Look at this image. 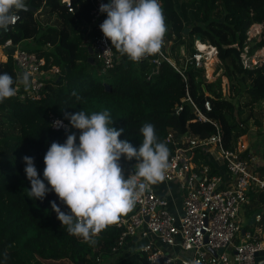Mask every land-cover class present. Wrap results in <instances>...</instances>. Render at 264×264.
Returning <instances> with one entry per match:
<instances>
[{"label":"trees","instance_id":"1","mask_svg":"<svg viewBox=\"0 0 264 264\" xmlns=\"http://www.w3.org/2000/svg\"><path fill=\"white\" fill-rule=\"evenodd\" d=\"M25 2L37 9L44 4L48 21L56 16L57 22L42 29L35 13L17 12L16 23L8 31L0 30V50L7 40L13 43L6 49V60L0 61V74L18 78L12 57L15 45L43 57L45 68L57 65L60 72L43 78L40 98L20 99L15 95L0 103V264H99L101 256L122 250L117 242L123 228L117 224L109 226L96 237L95 245L69 235L50 202L55 200L63 211L69 209L54 191L42 201L28 197L31 183L24 171L23 157L35 158L43 179L44 157L52 142L63 144L67 135L74 132L79 143L81 132L74 127L68 131L52 129L50 114L70 124L65 113L81 110L89 115L110 111L113 126L124 129L120 139H127L137 149L143 142L140 128L145 123L153 124L159 142L170 150L169 157L174 152L165 140L169 130L177 135L187 132L206 137L217 132L218 125L226 147L236 146L251 125L262 129L264 124V64L247 68L241 60L245 46L250 53L264 47V31L259 40H247L251 25L264 21V0H160L168 26L161 49L167 52L166 45L172 41V48L184 46L191 56L193 42L200 36L202 43L218 50L220 72L213 80L205 78L204 66L189 63L178 70L167 60L148 80L151 59L157 54L134 62L114 46L120 56L115 67L103 75H93V67H103L95 52L93 61L89 60L92 44L88 39L94 31L89 30L87 22L92 1L73 0L71 12L60 0ZM25 41L31 45H24ZM18 92H26V88L22 85ZM188 96L210 121L197 116ZM205 100L210 101L209 111L204 107ZM177 104L183 105L182 111L176 112ZM135 161L133 158L129 165ZM206 162L217 173L214 164L208 159ZM120 164L124 172L128 163L121 157ZM258 169L264 176V165ZM45 183L48 184L46 180ZM249 194L247 216L260 211L263 200L260 192ZM139 258L121 264H139Z\"/></svg>","mask_w":264,"mask_h":264},{"label":"built area","instance_id":"2","mask_svg":"<svg viewBox=\"0 0 264 264\" xmlns=\"http://www.w3.org/2000/svg\"><path fill=\"white\" fill-rule=\"evenodd\" d=\"M60 1L70 12L73 11V0ZM91 1L93 6L87 26L89 30L94 31V35L88 39V42H91L103 69L108 71L120 60L110 39L104 37L99 27L107 18V13L100 12V4L108 2L107 0ZM43 12L44 4L35 12L42 29L47 26L42 19ZM14 15L18 17L16 13ZM261 23L253 24L256 28L260 27L258 35L254 33V36L250 37L251 32L247 31V40L253 37L260 39L264 31V21ZM12 46L13 43L9 39L1 49L6 52V49ZM210 47L215 55L218 54L215 46L210 45ZM261 51H264V47L250 53L249 47L245 46L241 53L243 66L254 68L264 64V53ZM156 54L151 59L152 67L147 74L148 80L159 72L163 60H167L180 70L176 60L168 51L164 52L161 49ZM12 57L18 69V77L25 71L31 72L30 86L26 92H18L23 84L17 83L15 86L16 95L20 99L40 98L43 78L53 77L60 72L57 65L45 68L46 62L43 57L20 45L14 46ZM204 59V53L198 49L185 59V63L186 65L195 63L205 68ZM187 99L200 119L210 121L189 96ZM204 107L207 111L211 110L209 100H205ZM182 109V104L176 105V112ZM58 120L63 122L62 126H53V122ZM49 122L54 130L68 131L72 127L67 121L54 114H50ZM216 128L217 132L206 137L193 136L187 132L177 135L174 130L168 131L165 140L174 147V152L169 157V167L162 182L175 183L181 188L184 192L183 206L180 213L172 212L169 192L160 193L155 184L148 183L132 212L121 217L117 226L123 230L117 244L123 249L130 240L135 242L133 248L140 257L139 264H194L195 261H199V264L264 262V254L261 260L257 259L261 256L260 252H264V176L258 169L264 165V158L255 155L247 140V133L236 146L231 148L226 147L218 125ZM206 159L214 164L217 173L212 172V166L206 162ZM138 162L131 163L125 169L123 172L125 178L135 173ZM250 191L260 192L263 200L260 211L253 213L251 228L246 231L243 230V224L245 213L251 204ZM207 246L217 252L219 249L222 251L214 255ZM116 248L117 246L113 251ZM175 250L190 251L192 256L179 257Z\"/></svg>","mask_w":264,"mask_h":264},{"label":"clouds","instance_id":"3","mask_svg":"<svg viewBox=\"0 0 264 264\" xmlns=\"http://www.w3.org/2000/svg\"><path fill=\"white\" fill-rule=\"evenodd\" d=\"M28 9L25 0H0V30L8 31L18 19L14 13ZM99 10L107 13L99 27L121 55L139 62L160 52L168 31L160 0H111L101 3ZM30 76L31 72L25 71L14 80L8 73L0 74V103L16 95L15 84H23L27 89ZM65 117L72 127L81 130L79 143L74 132L67 135L63 144L52 142L44 157L43 179L35 158L23 157L24 171L31 183L28 197L42 201L54 191L69 209L63 211L55 200L50 202L68 234L95 245L96 237L103 230L118 224L122 216L133 210L148 183L156 184L165 179L170 150L159 142L151 123L140 128L143 142L137 149L127 139H120L124 129L113 126L108 110L91 115L81 110L65 113ZM62 123L58 120L53 126L59 127ZM122 156L129 161L133 158L139 161L135 173L128 178L120 164ZM4 255L7 259V253Z\"/></svg>","mask_w":264,"mask_h":264},{"label":"rangeland","instance_id":"4","mask_svg":"<svg viewBox=\"0 0 264 264\" xmlns=\"http://www.w3.org/2000/svg\"><path fill=\"white\" fill-rule=\"evenodd\" d=\"M48 17H49V15L46 14L44 19L49 24H53L56 22L55 17H52L51 21H48ZM249 32H251L249 35L250 37L254 36V33H256L258 35L260 33V27L256 28L253 25L249 29ZM197 42H202V41L197 40V39L194 40L193 46H192L194 52L198 50ZM23 44L26 46L31 45V43L26 42V41ZM172 45H173L172 41L168 42V45H166V49L170 54H172V56L176 60L177 67L181 68L182 66L186 65L185 59L189 56V54L185 50L184 46H179V47L177 46V47L172 48ZM209 45H212V44H209ZM5 55H6V52L3 49H1L0 50V61L5 60V58H6ZM204 56H205L204 60L206 61L207 60L206 59L207 54L204 53ZM216 57H217V61L214 64V70L212 71V74L210 77L208 76V72H207L208 69L205 67V78L208 80H213L220 72V69L218 68V66L220 65V60H219L217 54H216ZM204 65H206V64H204ZM90 71L93 75H96V76L103 75L104 73L107 72L106 70H104V69L101 70L98 67H93ZM261 106H262L263 111H264V102H263V105H261ZM250 128L251 129H249V131L247 132V140L250 143V147L258 158H263V154H264V124H263L262 129H259L255 125H251ZM124 250H123V252L121 251L120 253L115 254V255H108L105 257L101 256L99 264H121L124 261H126L130 258H133V252L132 251L130 252L131 254H126V251H124Z\"/></svg>","mask_w":264,"mask_h":264},{"label":"crops","instance_id":"5","mask_svg":"<svg viewBox=\"0 0 264 264\" xmlns=\"http://www.w3.org/2000/svg\"><path fill=\"white\" fill-rule=\"evenodd\" d=\"M45 15L46 14H44V17L42 18L44 21H45V19H44ZM54 17L56 18V16H54ZM56 22H57V19H56ZM56 22L53 24H56ZM46 23H47V25L49 24L48 22H46ZM155 185H156V189L158 192L165 193V194L169 192V197L171 199L170 210L174 213H180L182 210V206H183V193H184L181 190V188L175 183L165 184L162 181H158ZM247 212H248V209H247ZM247 212L245 213V221L243 224V230H246V231L249 230L252 226L251 221H252V216H253V213L251 215L247 216ZM246 226H248V227L246 228ZM134 244H135V242L130 240L127 243V245L121 251L123 252V250L125 249L124 251H126V254H131L130 252L132 251L133 257L138 256L136 251H134V248H132L134 246ZM175 253H177L179 255V257H184V258H190L192 256V252H190V251L175 250ZM230 264H235V263H230Z\"/></svg>","mask_w":264,"mask_h":264},{"label":"bare ground","instance_id":"6","mask_svg":"<svg viewBox=\"0 0 264 264\" xmlns=\"http://www.w3.org/2000/svg\"><path fill=\"white\" fill-rule=\"evenodd\" d=\"M198 49L207 54L206 68L208 69V76L210 77L212 71L214 70V64L217 61V57L214 53V50L211 49L208 43L197 42ZM264 53V51H261Z\"/></svg>","mask_w":264,"mask_h":264},{"label":"water","instance_id":"7","mask_svg":"<svg viewBox=\"0 0 264 264\" xmlns=\"http://www.w3.org/2000/svg\"><path fill=\"white\" fill-rule=\"evenodd\" d=\"M110 1H111V0H107L108 3H109ZM28 7H29L28 11H31V12H33V13H35L36 10H37L36 7L31 6L30 4H28ZM184 31L187 32V31H188V28H185ZM196 39H197V40H201L200 36H198ZM93 52H94L93 47H92V46H89V53H90V58H89V60H91V61H93V58H92V54H93ZM122 158L125 159V160L127 161V163H128V167H129V166H130V165H129V162H130V161L127 160L125 156H122ZM243 232H244V231H243ZM207 249H208L212 254H214V255H217L219 252L222 251V249H219L218 252H217V251L211 249L209 246H207ZM263 254H264V252H260V255H261V256H259L257 259H258V260H261V259L263 258ZM259 264H264V262H263V261H260Z\"/></svg>","mask_w":264,"mask_h":264}]
</instances>
